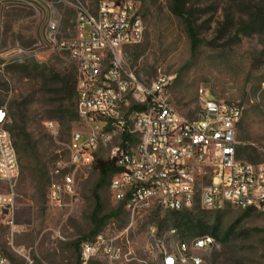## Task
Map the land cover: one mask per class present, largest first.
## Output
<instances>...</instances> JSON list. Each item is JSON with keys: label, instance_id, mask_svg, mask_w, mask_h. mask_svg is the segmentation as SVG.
<instances>
[{"label": "rangeland", "instance_id": "rangeland-1", "mask_svg": "<svg viewBox=\"0 0 264 264\" xmlns=\"http://www.w3.org/2000/svg\"><path fill=\"white\" fill-rule=\"evenodd\" d=\"M0 0V107L26 123L31 141L18 146L20 171L13 183L16 193L14 224L0 225V249L12 255L16 247L30 251L37 264H81L76 243L93 236L96 195L104 218L100 233L109 237L129 229L133 254L121 264H163V243L175 251L180 242L190 245L198 223L216 228V247L197 253L202 264H264V212L234 207L210 210L197 200L182 215L192 219V231L177 226L174 212L154 208L134 218L115 203L109 179L97 190L101 176L94 164L75 169L70 164L73 131L80 128L75 109L45 94L43 82L57 74L70 75L75 64L65 52L52 49L48 23L60 18L63 36L72 35L78 3L94 10L101 0ZM120 1V0H110ZM146 24L144 40L124 49V61L137 77L150 82L160 74L174 76L171 103L195 119L201 109L200 90L208 98L244 107L238 128L239 158L264 160V0H185L200 42L195 51L187 27L171 7L173 0H134ZM23 123L18 122V126ZM114 139L100 147L95 158L111 159ZM65 168L75 180V195L62 206L47 201L54 171ZM9 187L0 185V191ZM155 225L159 234L149 239ZM173 233H168L170 230ZM211 235V234H209ZM227 235V236H226ZM92 264H106L95 260Z\"/></svg>", "mask_w": 264, "mask_h": 264}, {"label": "built area", "instance_id": "built-area-1", "mask_svg": "<svg viewBox=\"0 0 264 264\" xmlns=\"http://www.w3.org/2000/svg\"><path fill=\"white\" fill-rule=\"evenodd\" d=\"M17 1L33 5L32 0ZM74 9L72 35H62L60 18L49 21L47 32L51 48L67 53L77 68L80 128L71 136V166L93 165L94 153L117 139L110 152L118 170L109 179V191L132 218L154 208L182 212L197 200L210 210L234 207L264 212V160L252 163L239 158L238 128L244 107L208 98L201 89L199 115L190 119L171 103L174 76L140 80L124 61V49L141 43L145 36L138 2L101 0L94 10L81 3ZM8 124V114L0 107V185L9 187L0 191V225L5 226L14 224L13 183L20 171ZM75 194L73 174L58 167L47 190L48 203L62 206ZM128 230L112 237L99 233L82 241L80 263L129 260L134 251ZM158 234L155 225L149 227V239ZM216 245V239L206 234L193 238L190 245L180 242L175 251L162 243L159 252L163 264H202L197 253H208ZM0 264L37 262L20 246L12 255L0 249Z\"/></svg>", "mask_w": 264, "mask_h": 264}, {"label": "trees", "instance_id": "trees-1", "mask_svg": "<svg viewBox=\"0 0 264 264\" xmlns=\"http://www.w3.org/2000/svg\"><path fill=\"white\" fill-rule=\"evenodd\" d=\"M172 12L178 16L180 19H182L187 27L188 35L191 39L192 49L193 51L196 50L198 43L200 42L197 29L194 25V22L192 18L189 16L188 11L186 9V2L185 0H173V5L171 7ZM43 86L50 88L49 90L45 91V94H48L49 96H54L58 99L60 102V106L64 105V102H68L76 112V117L78 120L77 115V68L75 66V72L70 75H63V74H57L53 79L47 80L43 82ZM13 121L11 124L7 125V129L9 130L13 140L14 145L18 154V146L20 147L22 143L28 146L27 144L31 141V135L27 133L26 131V123L16 117V114L12 116ZM18 122L23 123L22 126H18ZM94 167L100 172L101 179L99 183L97 184V190L102 187V185L110 179L111 175L117 171V167L115 164V161L112 159H102V158H95ZM96 208L93 214V221L95 223V230L92 232L93 236H96L100 233V228L103 225L104 218H98L99 213L101 211V203H100V197L96 195ZM251 211V210H246ZM176 216L178 217L177 226L179 228L184 229L186 232H190L193 230V226L191 225L192 219L189 216L182 215L181 212H174ZM196 229L198 230V235H206L211 234L212 236L216 235V228H214L212 231H208V228L203 226L202 224L198 223ZM196 236V237H197ZM227 236V235H226ZM91 237V238H92ZM91 238H86L84 240H89ZM80 242L76 243V248L80 252Z\"/></svg>", "mask_w": 264, "mask_h": 264}]
</instances>
